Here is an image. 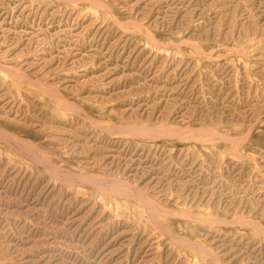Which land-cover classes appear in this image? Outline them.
<instances>
[{"label":"rangeland","instance_id":"374dc122","mask_svg":"<svg viewBox=\"0 0 264 264\" xmlns=\"http://www.w3.org/2000/svg\"><path fill=\"white\" fill-rule=\"evenodd\" d=\"M0 264H264V0H0Z\"/></svg>","mask_w":264,"mask_h":264}]
</instances>
